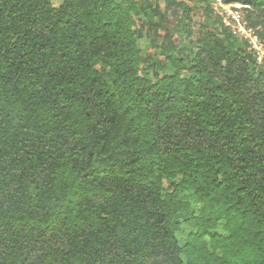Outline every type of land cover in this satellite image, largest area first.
I'll return each mask as SVG.
<instances>
[{
  "label": "trees",
  "instance_id": "16d2710c",
  "mask_svg": "<svg viewBox=\"0 0 264 264\" xmlns=\"http://www.w3.org/2000/svg\"><path fill=\"white\" fill-rule=\"evenodd\" d=\"M139 12L0 0V264H264V66L217 15L146 71Z\"/></svg>",
  "mask_w": 264,
  "mask_h": 264
},
{
  "label": "rangeland",
  "instance_id": "374dc122",
  "mask_svg": "<svg viewBox=\"0 0 264 264\" xmlns=\"http://www.w3.org/2000/svg\"><path fill=\"white\" fill-rule=\"evenodd\" d=\"M139 3L140 14L137 16L138 45L144 62L142 68L146 71L148 64H153L158 72L168 69L170 53L182 51L185 56L193 48L196 41L206 29H215L214 23L218 15L240 39L246 31V36H256L264 44V36L254 27L256 14L249 17L246 8L237 3H224L222 0H173L175 5H168L166 0H136ZM58 5L61 0H52ZM248 39V38H246ZM263 56V55H262ZM185 74V69L182 70ZM223 222L219 232L223 233ZM190 228L181 226L177 237L183 244Z\"/></svg>",
  "mask_w": 264,
  "mask_h": 264
},
{
  "label": "built area",
  "instance_id": "2783aa9c",
  "mask_svg": "<svg viewBox=\"0 0 264 264\" xmlns=\"http://www.w3.org/2000/svg\"><path fill=\"white\" fill-rule=\"evenodd\" d=\"M246 31L242 32L243 37L248 41L250 44V49L252 50L254 56L256 57L257 61L264 66V44L260 42L259 38L254 36L251 38L250 36H246ZM263 55V56H262Z\"/></svg>",
  "mask_w": 264,
  "mask_h": 264
}]
</instances>
